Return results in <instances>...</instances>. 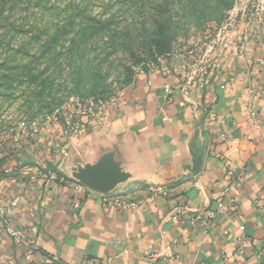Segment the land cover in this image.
<instances>
[{"label": "crops", "instance_id": "0c3cea01", "mask_svg": "<svg viewBox=\"0 0 264 264\" xmlns=\"http://www.w3.org/2000/svg\"><path fill=\"white\" fill-rule=\"evenodd\" d=\"M231 56L233 81L219 65L189 93L185 67L166 64L138 75L100 130L67 139L47 126L1 145L0 198L17 200L11 218L27 244L0 225V264H264V45ZM117 135L138 150L139 176L110 194L90 189L74 210L72 190L48 175L62 157L56 142L88 154ZM195 157L198 173L184 168ZM116 199L142 204L119 210ZM242 233L250 250L236 246Z\"/></svg>", "mask_w": 264, "mask_h": 264}, {"label": "rangeland", "instance_id": "374dc122", "mask_svg": "<svg viewBox=\"0 0 264 264\" xmlns=\"http://www.w3.org/2000/svg\"><path fill=\"white\" fill-rule=\"evenodd\" d=\"M248 44L264 45V0H0V147L23 121L100 130L152 64H181L191 93Z\"/></svg>", "mask_w": 264, "mask_h": 264}, {"label": "water", "instance_id": "95a60500", "mask_svg": "<svg viewBox=\"0 0 264 264\" xmlns=\"http://www.w3.org/2000/svg\"><path fill=\"white\" fill-rule=\"evenodd\" d=\"M202 161L203 157H195L193 166L184 168L198 173ZM60 170L92 190L110 194L139 176L140 157L125 135H117L94 144L88 154L80 149L71 155L68 153Z\"/></svg>", "mask_w": 264, "mask_h": 264}, {"label": "built area", "instance_id": "2783aa9c", "mask_svg": "<svg viewBox=\"0 0 264 264\" xmlns=\"http://www.w3.org/2000/svg\"><path fill=\"white\" fill-rule=\"evenodd\" d=\"M231 23H232L231 21L227 22L224 25L222 30L227 31L230 28V26L232 25ZM226 35L227 36L229 35L228 31H227V33L225 32L224 36H226ZM225 46H227V45H225ZM238 50L239 49L235 48L232 50V52H237ZM235 54H237V53H235ZM260 64L262 65L263 62L261 61ZM214 66L216 68H218L219 65L214 64ZM152 67H153L152 69H155L154 64H152ZM224 69H225V72H228L230 74L229 80L233 81L234 74H233V63H232V61L226 62ZM205 85H206V83L202 82L200 84V87L204 88ZM222 88H224L223 85H222ZM249 92L250 93L253 92L252 89H250ZM92 103H93L92 101H90L89 104L85 103V101H80L78 103L79 113L83 117H88L89 113L91 112L90 106ZM250 112H251L252 116L257 115L256 111H254V110H250ZM51 120L52 119L49 118L47 120V122H51ZM78 128L79 127H78L77 123H73V122L69 123L68 126L66 127L65 135L69 136V137L77 136V133L79 132ZM84 128L85 127H83V129L81 130V133L86 131ZM19 129H20L19 135L25 137L32 132L33 133L40 132L41 126H40V123L38 121H33V122L23 121L22 123H20ZM222 139H225V137H223ZM61 146H62V143L56 142V144H55L56 149L61 148ZM61 153H62L61 160H59V162L56 164L55 169L48 171V175H49V177H51L54 180L61 181L62 183L67 185L72 190V192H73L72 194H73L74 199H75L73 202V209L78 211L82 207V198L81 197L86 195L89 192L90 188L86 187L85 185H83L80 182H77L73 179L68 178L67 176H62L59 174V172L61 171L60 170L61 162H62L63 158L68 155V151H66L65 149H62ZM229 162L230 161H227L226 163L228 165H231ZM232 175H233L232 170H229L228 171V177L232 178ZM158 189L159 188L157 187L154 190H158ZM235 200H237V199H235ZM111 204L114 205L119 210L128 211V210H135V209L139 208L140 205L142 204V201L127 200V199H116V200L112 201ZM16 206H17V200L16 199L8 201V202L0 200V225H1V228L3 229V232L7 236H9L17 246H24L25 244H27V237H26L25 231L22 227L15 224L11 218V215H12L13 211L15 210ZM178 214L181 217L182 214L179 212H178ZM213 215H214V213L211 212L208 214V217L212 218ZM193 222H195V220H193ZM241 229L244 230V226H242ZM235 242H236V246L240 250H243V251L244 250H250L252 247V243H251L250 239H248V237L244 233H242L240 236H238L235 239ZM33 249L35 250V249H37V247L34 245ZM263 253H264V242H263V245H262L261 250H260V254H263ZM27 257L30 258L31 253H28ZM86 264H90V263H86Z\"/></svg>", "mask_w": 264, "mask_h": 264}, {"label": "trees", "instance_id": "16d2710c", "mask_svg": "<svg viewBox=\"0 0 264 264\" xmlns=\"http://www.w3.org/2000/svg\"><path fill=\"white\" fill-rule=\"evenodd\" d=\"M159 44H160V42H159ZM48 169H50V168H46V170H48ZM53 169H55V168H53ZM52 170V169H51ZM59 174H62L61 172H59Z\"/></svg>", "mask_w": 264, "mask_h": 264}]
</instances>
